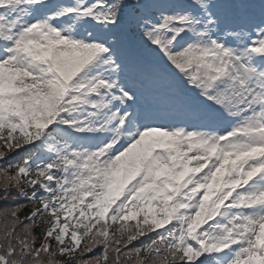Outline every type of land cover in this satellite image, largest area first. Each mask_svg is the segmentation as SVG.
Segmentation results:
<instances>
[{"label":"snow or ice","instance_id":"6c2138e0","mask_svg":"<svg viewBox=\"0 0 264 264\" xmlns=\"http://www.w3.org/2000/svg\"><path fill=\"white\" fill-rule=\"evenodd\" d=\"M0 264H264V0H0Z\"/></svg>","mask_w":264,"mask_h":264}]
</instances>
